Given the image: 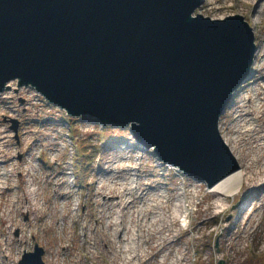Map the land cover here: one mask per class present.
Returning <instances> with one entry per match:
<instances>
[{
    "label": "rangeland",
    "instance_id": "rangeland-1",
    "mask_svg": "<svg viewBox=\"0 0 264 264\" xmlns=\"http://www.w3.org/2000/svg\"><path fill=\"white\" fill-rule=\"evenodd\" d=\"M248 2L222 0L219 4H210L204 0L194 12L214 20L236 14L243 17L253 31L256 47L260 46L263 52L264 11L259 16ZM254 18H258L255 24ZM259 58L261 54L256 58L257 63ZM257 63L253 64L249 79L229 109L221 115L219 131L227 137L236 135L237 170L258 171L264 183L261 170L264 147L258 146L257 140L253 143L259 137L258 132L264 131V121L259 119L252 124L250 120L251 113L256 112L250 98H254V91L260 88L258 93L264 91V83L253 80ZM263 73L262 66L259 74ZM34 93L29 89H22L18 94L6 91L0 98V160L5 162L0 166V173L4 171L8 175L6 178L0 175V187L7 185L10 189L9 192L0 190V264H17L24 252L35 251V247L43 250L44 264H120L124 254L138 251H133L130 244L133 245L134 228L140 230L135 227L139 219L160 229L152 232L139 247V252H146L143 264H177L176 261L179 264H264V188L257 186L251 191L243 183L234 198L222 200L224 208L215 214L217 210L213 211L211 205L216 196L201 181L179 179L164 166L163 171L156 168L152 151L146 149L140 162L139 190L134 193L129 184L128 167L133 164V150L128 127L111 125L102 132L93 119L82 117L74 120L66 136L65 126H58L60 115L46 110ZM11 108H16L19 114L14 115ZM10 120L19 123L17 149ZM249 123L250 130L258 126L254 139L246 131ZM241 126L242 130L237 133ZM101 141H104L102 147ZM118 155L124 158L116 161ZM255 156L257 160L248 162ZM70 160L82 206L78 222L81 227L85 225L84 231L77 230L72 222L77 216L71 211L72 192L64 183L63 172ZM125 187L126 192H129L127 188L130 190V198L124 196ZM115 188L116 194L123 195L131 205L122 213V226L127 234L113 237L104 228L108 219L102 217L105 211L102 203L106 197L115 195ZM110 189L112 194L108 193ZM249 203L252 204L248 208L249 216L242 214L236 221L241 205ZM178 205L182 206L178 211L183 210L181 220L177 219L168 229L159 228L158 215H170ZM107 211L113 219L112 209ZM185 214L188 217L183 221ZM83 233L86 244H82ZM123 238L127 239L128 253L121 251L125 244ZM137 259L130 264H140L141 259Z\"/></svg>",
    "mask_w": 264,
    "mask_h": 264
},
{
    "label": "water",
    "instance_id": "water-1",
    "mask_svg": "<svg viewBox=\"0 0 264 264\" xmlns=\"http://www.w3.org/2000/svg\"><path fill=\"white\" fill-rule=\"evenodd\" d=\"M201 0H0V90L16 80L133 136L208 186L238 169L218 119L252 62L240 16ZM42 250L19 264H42Z\"/></svg>",
    "mask_w": 264,
    "mask_h": 264
},
{
    "label": "bare ground",
    "instance_id": "bare-ground-1",
    "mask_svg": "<svg viewBox=\"0 0 264 264\" xmlns=\"http://www.w3.org/2000/svg\"><path fill=\"white\" fill-rule=\"evenodd\" d=\"M205 1H207V0H205ZM221 1L222 0H208V2L210 4L211 3L219 4ZM248 3H249V5H252L251 7H252V9L255 12H258L259 16L264 11V0H255L254 2L249 0ZM221 8H218L217 10H219ZM257 20H258V18H254L253 19L254 24L256 23ZM259 47L260 46L256 47V49H255V51H253V55H252L254 58H257L261 54V58H259L258 63H257L256 60H254V62L258 64V68H257V71H256L257 74L253 76V80L256 83H257L258 80H261L264 83V73L263 74H259L261 72L262 66L264 68V51L261 52ZM262 49L264 50V47ZM260 89H258L257 91H254L253 94H252V97H254V98H252V100H253V108L256 111L255 114L251 113L252 118L250 120H251L252 124L254 122H258L259 119H261L262 122H263V118H264V102H263L264 91L258 93V91H260ZM262 102H263V104H262ZM239 124L240 123L237 122L236 127H238ZM250 125L251 124L249 123L248 129H246V131H247V133H249V137L251 138V136H252V138L254 139L255 136H256L255 130H257L258 126L255 125L250 130L249 129ZM237 130H238L237 133H239V130H242V126L239 127ZM218 131H219V127H218ZM219 133H220V131H219ZM258 134H259V137L254 139L253 143H256V140H257L258 141L257 145L260 146V147H264V140H261L262 138H264V131H259ZM220 137H221L222 141L224 142V144L229 147V150L231 151L233 157L236 160H238L239 149H238V147L236 145V140H237L236 139V135L234 134V136H232V137H227L225 135H221L220 134ZM253 143H250V144H253ZM254 147H256V146H254ZM121 156L122 155L116 156L115 157L116 161H120L121 158H124V157H121ZM252 160H257L256 156L254 158L249 159L248 162H251ZM247 165H250V163H248ZM261 170L264 172V161H263V163H261ZM244 171L245 170L239 169V170L231 173L230 175H228L227 177H225L224 179H222L218 183H216L211 188H208V192L211 193V194H214L216 196L215 201L212 202V205H211V207L213 208V211L217 210L216 212L214 211L215 214L222 212V209L224 208V204L222 203V200L226 202V199L234 198L236 193H237V191H239V189L243 186V183H246L248 187H251V191L255 190L253 188H255L257 186H261L262 188H264V183L261 182L262 180H261V177H260V172L251 171V172L245 173ZM127 189L130 192L131 189L130 190H129V188H127ZM111 191H112V189L108 190V193L112 194ZM114 191H115V195L114 196L111 195L110 197H106L105 198L106 200L102 203L105 206V211L103 212L102 217H105L106 219H108V222L106 221V223L104 225V228L110 230L111 231L110 235H112L113 237H115L117 234H119V235L124 234L123 236H125L127 234L126 233V228L124 230L122 228L121 221L119 220L121 218L119 212L125 211L128 208V206L131 205V201L126 200L123 197V195L116 194V193H118V190L116 188L114 189ZM123 191L126 192V187L123 189ZM129 192H126L124 194V196L127 195V197L130 198V193ZM134 193H136V192H134ZM140 194H142V192H140L139 195ZM108 202L110 204L109 206H107ZM251 205H252L251 203H249V204H247V205H245L243 207L241 205V207H240L241 208V210H240L241 214L236 219V221H239L241 219V215L242 214L246 215L247 217L249 216L248 208ZM181 207H182L181 205H178L177 210L174 213L170 214V215H167V214L165 216L158 215V219H156V220L161 223V224H159V228L162 226L163 228H167L168 229V227H170L172 224H174L177 219H178V221H180L181 218H182L183 210L182 211H178V210L181 209ZM107 209H112L111 214L113 215V219L109 218V213H108ZM117 210H119V212ZM187 217H188V215L185 214L183 216V218H184L183 221L186 220ZM245 217L243 216V219H245ZM128 220H129V218H128ZM246 220H247V218H246ZM137 226H138V228H140V230H138L137 228H134V229H135L136 234L138 235V238L140 239V246L139 247H142V243L145 241V238H148V236L150 234H152V232H158L160 230V229L159 230L155 229L152 225H149V226L146 225L142 219H139L137 221V224H136L135 227H137ZM226 228L228 229V227H226ZM228 230H230V229H228ZM225 236H227V235H225ZM122 240H124L125 244L122 246L121 251L125 252V253H128L129 246L127 245L128 244L127 239L123 238ZM132 244H133L132 246L130 244V248H132V250L134 251L135 250V235L132 238ZM132 254L131 253H129L127 255L124 254L121 257V259H120L121 260L120 264H130L131 262H133L137 258L141 259L140 260V264L141 263L143 264V259L144 260L146 259V256H145L146 252L144 250L142 252H139V254H135V252H133ZM138 259H137V261H138ZM176 262H177V264L180 263L178 261H176Z\"/></svg>",
    "mask_w": 264,
    "mask_h": 264
}]
</instances>
